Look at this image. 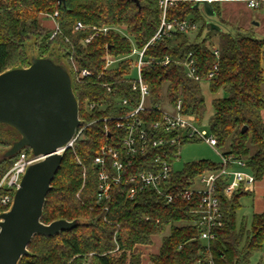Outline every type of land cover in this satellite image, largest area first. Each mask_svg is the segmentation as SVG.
I'll return each instance as SVG.
<instances>
[{
    "label": "trees",
    "instance_id": "obj_1",
    "mask_svg": "<svg viewBox=\"0 0 264 264\" xmlns=\"http://www.w3.org/2000/svg\"><path fill=\"white\" fill-rule=\"evenodd\" d=\"M161 1L65 0L59 4L58 0H0V75L16 66L28 68L27 45L34 41L40 57L48 55L50 59L61 60L70 75L72 63L94 74L80 82L73 80L81 120L91 123L125 114L127 111L112 106L102 111L98 107L88 114L86 106L89 103L111 105L125 99L137 103V93L125 78L133 75L136 64L135 59H129L132 44L115 30H125L136 48L144 50L161 27ZM220 1L215 0L212 5L223 24ZM194 6V0H175L166 18L169 22L190 20V24L196 25L203 22L198 32L200 38L207 23ZM43 17L52 20L53 28L43 25ZM55 23L59 30L52 37ZM79 23L88 28L76 30ZM103 29L112 30L96 35L97 30ZM190 33L177 31L147 48V59L169 58L171 62L167 66L144 68L143 78L150 89L149 110L139 118L147 125L159 122L166 105L175 107L181 101L183 113L202 125L207 118L203 88L201 82L188 78L182 63L191 55L197 75L207 81L216 63L213 52L219 50L218 72L208 83L210 93L215 95L214 112L208 118L210 133L221 155L245 162L246 170L255 181H262L264 40L240 32L212 30L202 41H194ZM88 39H91L89 43ZM107 57L126 59L104 72ZM245 127L247 131L243 133ZM110 128L106 131L105 124L97 122L85 129L74 150L64 154L46 198L43 224L67 221L77 222L76 227L54 237L35 236L28 246L29 254L19 264H142L144 249L153 246L154 238L162 236L168 228L170 233L164 237L160 251L150 255L152 264H208L209 254L199 239L198 216L193 213L191 202L179 199L168 204L162 197L150 193L140 194L132 201L124 193L125 183L113 190L110 200L98 201V169L94 160L103 145L120 147L125 136V131L117 130L113 123ZM191 142L198 141L185 140L172 151L179 154ZM25 151L30 153L29 149ZM17 157L0 160V182ZM151 160L148 154L138 157L137 168L128 175L144 172ZM220 168L219 164L207 161L187 164L171 182L175 188H189L195 178ZM227 185V179L218 183L224 226L216 230L218 239L211 244V253L216 264H249L251 256L261 252L264 246V213L253 216L250 230L238 228L236 216L242 207L241 200L252 194L239 191L229 198L225 194ZM7 211L8 208L0 206V217Z\"/></svg>",
    "mask_w": 264,
    "mask_h": 264
},
{
    "label": "built area",
    "instance_id": "obj_2",
    "mask_svg": "<svg viewBox=\"0 0 264 264\" xmlns=\"http://www.w3.org/2000/svg\"><path fill=\"white\" fill-rule=\"evenodd\" d=\"M214 1L208 0L211 4ZM246 1L252 9H257L261 2V0ZM160 4L163 10L161 27L144 50H133L130 57H137L132 71L133 75L125 77L131 81L133 91L137 93V103L133 104L130 100L125 99L117 100L111 105L87 104L86 111L88 114H91L98 107L102 111L111 106L114 109L127 112L91 123L81 120L79 112L81 125L72 140L59 154L74 150L76 143L83 138L85 129L97 122L105 124L106 131L111 129L110 123H113L117 130L125 131V136L119 144L120 147L107 143L101 147L100 154L94 160V166L98 169V201L102 203L110 200L113 190L125 183L126 191L124 193L132 201L140 194L150 193L162 197L168 204H172L179 199L191 202L193 204L192 211L198 216L196 226L199 232V239L205 244L206 251L209 254L208 264H216L211 253V244L218 239L216 230L224 226V214L218 197V183L221 179H227L228 185L225 194L230 198L239 191L252 192L256 181L254 176L246 170L245 162L236 160L233 157H224L220 154V170L206 172L195 178L189 188H182L181 186L175 188V185H172V177L175 175L174 163L180 154L172 151L175 146L187 140L205 142L217 151L218 147L214 136L201 130L205 121L202 125H199L194 117L183 113L181 101L175 107L166 105L169 111L162 110L163 117L159 122L147 125L145 121L139 118L142 113L149 110L147 103L150 98V89L143 78L144 68L167 66L171 62L169 58L165 60L158 58L147 59V48L153 46L163 37L172 36L177 31L189 32L197 29V25L190 24L189 21L169 22L167 20V10L175 4V0H162ZM86 28L88 27L80 23L76 26V30ZM58 30L59 26L55 23V31L52 37L57 34ZM107 31L108 29L97 30L96 35ZM90 41L91 39H88L87 43ZM213 53L216 57V63L207 81L201 80L197 75L196 63L191 55L186 62L182 63L188 78L201 82V85H208L218 72L220 53L217 49ZM124 59L126 58L115 59L107 57L104 72L112 69ZM70 71L71 79L73 78L72 82L73 80L80 82L82 79L94 76L90 70H80L73 63ZM108 91L110 92L111 89L108 88ZM147 154L152 158L148 168L142 173L128 175L133 169L137 168V158ZM172 157H174V162L171 160ZM42 160L43 158L35 157L31 151L28 153L23 150L19 153L14 165L0 182V206L8 208V211L11 209L15 194L20 189L26 172L32 165ZM201 263L198 262L196 264Z\"/></svg>",
    "mask_w": 264,
    "mask_h": 264
},
{
    "label": "water",
    "instance_id": "obj_3",
    "mask_svg": "<svg viewBox=\"0 0 264 264\" xmlns=\"http://www.w3.org/2000/svg\"><path fill=\"white\" fill-rule=\"evenodd\" d=\"M194 1V9L207 21V30H220L211 21L216 17L213 5L208 0ZM79 112L70 73L51 60L37 59L26 69L0 75V124L12 127L20 136L4 159L25 149L43 158L28 169L11 209L0 217V264H19L29 254L28 246L35 236L54 237L76 227L67 221L45 225L41 219L64 160L59 152L81 125ZM246 131L245 127L243 133Z\"/></svg>",
    "mask_w": 264,
    "mask_h": 264
},
{
    "label": "rangeland",
    "instance_id": "obj_4",
    "mask_svg": "<svg viewBox=\"0 0 264 264\" xmlns=\"http://www.w3.org/2000/svg\"><path fill=\"white\" fill-rule=\"evenodd\" d=\"M219 8H220V14L222 15L223 24H221L218 21V19H216V21H218L220 24L219 26L220 30L218 31L224 33L235 34L240 32L246 34L247 30H250L251 29L250 27H253L252 23H255V19L258 13V9H251L248 7V2L246 0H239V2H235V3L225 0L219 3ZM47 19L48 18L43 17V21H42L43 25L47 28H53L54 23L52 22L51 19L48 20ZM202 25L203 22H199L197 24V29L191 31L190 33L191 40L202 41L207 36L208 30L206 29V31L202 33L200 38H198L199 36L198 32L202 27ZM108 30H112V29H108ZM115 31L118 34H120L122 37L128 38L130 40L132 44V50L136 49L139 51V49H137L136 46L134 45L133 40H131L127 36L125 30L119 29ZM27 55H28V60L30 62V66L32 65L33 61L37 59H47V60H51L56 65H60L66 68L65 63H63L59 59L56 58L50 59L48 55L45 57H40L38 51L36 50L34 41L30 42L27 45ZM130 58L137 60V57H130ZM16 69H26V68H21V66H16L11 68L9 71ZM202 88H203L204 96L206 98L207 118H205L206 120L204 123V127H202L201 130L205 131L208 134H211L208 118L209 116H212L214 112L212 101L214 100L215 95L210 93L207 84H203ZM220 96H224V95L220 94ZM163 109L169 111V108L167 106H165ZM19 140H20V136L15 129L7 125L0 124V160L4 159L5 154ZM1 143L8 144V146L5 147L4 145H1ZM218 151L212 148L210 145L206 144L205 142L198 141V142H191L185 144L180 150L179 158L174 163L175 174L181 173L185 169V166L187 164H192L201 161H207L214 164H219L221 162V156H220L221 153ZM253 202H254L253 198L250 196H244L242 198L241 200L242 207L237 212V216H236L238 228L244 227L246 230H250L252 228L253 216L256 213ZM74 223L77 225V222ZM169 233L170 230L168 228L162 236H158L154 238L153 246L144 249V257L142 260V264H152L150 261V255L158 254L162 246L164 237L168 236ZM249 264H264V246L261 252L254 253L251 256Z\"/></svg>",
    "mask_w": 264,
    "mask_h": 264
},
{
    "label": "crops",
    "instance_id": "obj_5",
    "mask_svg": "<svg viewBox=\"0 0 264 264\" xmlns=\"http://www.w3.org/2000/svg\"><path fill=\"white\" fill-rule=\"evenodd\" d=\"M226 1H231L232 3L239 2V0H226ZM257 9H258V13L255 19V23H252L253 27H250L251 29L247 30L246 34H249L258 40H264V0H261L260 6ZM216 19H218L219 21V18L217 16L215 18H212L211 21L214 22V24H216L217 26H220L219 22L216 21ZM262 119L264 121V113L262 114ZM251 194L252 195L250 197L253 198L254 201L253 204L256 210L255 214L264 213V179L262 181L256 182Z\"/></svg>",
    "mask_w": 264,
    "mask_h": 264
}]
</instances>
